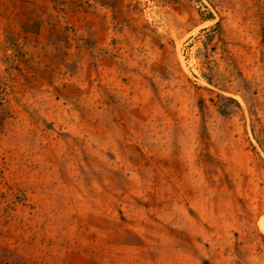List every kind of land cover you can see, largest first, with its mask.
<instances>
[{"label": "rangeland", "instance_id": "374dc122", "mask_svg": "<svg viewBox=\"0 0 264 264\" xmlns=\"http://www.w3.org/2000/svg\"><path fill=\"white\" fill-rule=\"evenodd\" d=\"M17 1L0 264H264V0Z\"/></svg>", "mask_w": 264, "mask_h": 264}, {"label": "crops", "instance_id": "0c3cea01", "mask_svg": "<svg viewBox=\"0 0 264 264\" xmlns=\"http://www.w3.org/2000/svg\"><path fill=\"white\" fill-rule=\"evenodd\" d=\"M16 7L20 10V17L13 14L9 20L18 28L25 23L31 24L42 16L45 10L52 7V0H18L16 2ZM39 27V32H41L43 26Z\"/></svg>", "mask_w": 264, "mask_h": 264}]
</instances>
